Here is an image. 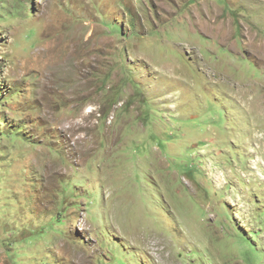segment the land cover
<instances>
[{
	"label": "rangeland",
	"instance_id": "1",
	"mask_svg": "<svg viewBox=\"0 0 264 264\" xmlns=\"http://www.w3.org/2000/svg\"><path fill=\"white\" fill-rule=\"evenodd\" d=\"M0 264H264V0H0Z\"/></svg>",
	"mask_w": 264,
	"mask_h": 264
}]
</instances>
